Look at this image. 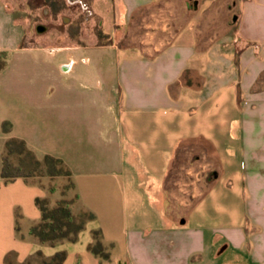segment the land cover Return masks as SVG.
Returning a JSON list of instances; mask_svg holds the SVG:
<instances>
[{"label": "crops", "instance_id": "crops-1", "mask_svg": "<svg viewBox=\"0 0 264 264\" xmlns=\"http://www.w3.org/2000/svg\"><path fill=\"white\" fill-rule=\"evenodd\" d=\"M90 6L105 41L38 45L0 0V264H264V0ZM11 138L69 170L76 240L30 234L53 194L1 177ZM183 149L193 200L166 186Z\"/></svg>", "mask_w": 264, "mask_h": 264}, {"label": "rangeland", "instance_id": "rangeland-1", "mask_svg": "<svg viewBox=\"0 0 264 264\" xmlns=\"http://www.w3.org/2000/svg\"><path fill=\"white\" fill-rule=\"evenodd\" d=\"M50 2L53 5L46 4ZM4 3L25 28L24 44L62 45L80 42L92 44L99 40L95 38L94 33L101 30L98 19L91 9L90 0H4ZM120 37L119 39H123L122 35ZM195 145L199 147L204 144L197 142ZM194 156L195 154L189 157L188 151L181 150L171 166L166 181L167 188L176 189L182 196L190 197L192 200L196 199V196L192 197L195 189L205 190L208 187L207 180L211 178V174L207 173L204 181L195 180L189 170L191 167L199 169L201 166L192 165L196 161ZM34 177L38 182L49 181V193L55 196L46 198L50 206L57 199H74L73 195H68L72 191L68 178L61 175L48 177L39 174Z\"/></svg>", "mask_w": 264, "mask_h": 264}, {"label": "trees", "instance_id": "trees-1", "mask_svg": "<svg viewBox=\"0 0 264 264\" xmlns=\"http://www.w3.org/2000/svg\"><path fill=\"white\" fill-rule=\"evenodd\" d=\"M54 3V1H53ZM52 2L46 3L53 5ZM101 42L106 40L107 36L101 31L96 33ZM4 62L0 60V69ZM48 175L53 177L61 175L69 179V170L63 162L51 155L44 156L41 160L27 148L24 141L17 138H11L6 142L5 153L2 156L1 177L11 180L16 177H34V175ZM70 186L72 183L69 179ZM74 199L68 200L61 198L54 205H49L46 198L37 197L35 203L41 213L40 221L31 226L30 234L35 236L41 243L53 245L61 241L76 240L79 232L84 228L85 223L93 218L88 211H83L79 215H74L71 205ZM94 243L89 249L103 258L108 257V252L100 240L99 231H94ZM38 264H61L65 257L64 252H57L49 258L41 257L38 253Z\"/></svg>", "mask_w": 264, "mask_h": 264}]
</instances>
